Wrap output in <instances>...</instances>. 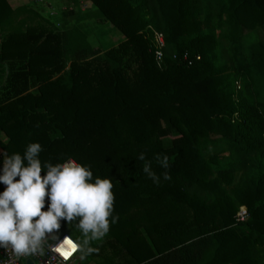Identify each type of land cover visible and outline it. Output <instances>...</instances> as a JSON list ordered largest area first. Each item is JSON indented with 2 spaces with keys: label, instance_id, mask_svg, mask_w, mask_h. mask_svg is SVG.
Masks as SVG:
<instances>
[{
  "label": "trees",
  "instance_id": "1",
  "mask_svg": "<svg viewBox=\"0 0 264 264\" xmlns=\"http://www.w3.org/2000/svg\"><path fill=\"white\" fill-rule=\"evenodd\" d=\"M90 1L125 36L104 53L0 0V21L27 13L0 45V175L4 153L38 142L42 168L74 159L111 179L119 219L92 243L113 239L126 264H264V0Z\"/></svg>",
  "mask_w": 264,
  "mask_h": 264
},
{
  "label": "clouds",
  "instance_id": "2",
  "mask_svg": "<svg viewBox=\"0 0 264 264\" xmlns=\"http://www.w3.org/2000/svg\"><path fill=\"white\" fill-rule=\"evenodd\" d=\"M42 151L37 142L29 144L23 155L4 153L0 183L7 187L0 194V247L11 248L16 257L42 256L47 249L64 261L77 252L83 260L98 253L99 249L92 247L91 242L108 233L109 217L113 224L119 219L112 215L115 199L112 180L97 177L90 182L93 177L90 167L72 159L56 165L45 162L42 168L39 159ZM155 158L162 168H169L167 155L157 154ZM137 159L144 160V153ZM42 169L47 170L43 176ZM143 172L154 183H160L161 176L152 171L150 163L145 164ZM162 177L171 179L168 171ZM46 197L50 199L47 211L43 210ZM61 219L75 223L83 239L74 240L72 234L59 239Z\"/></svg>",
  "mask_w": 264,
  "mask_h": 264
},
{
  "label": "rangeland",
  "instance_id": "3",
  "mask_svg": "<svg viewBox=\"0 0 264 264\" xmlns=\"http://www.w3.org/2000/svg\"><path fill=\"white\" fill-rule=\"evenodd\" d=\"M18 4L30 5L42 13L53 24L55 30L64 34L79 32L85 41L99 49L101 53L125 40L123 33L112 22L106 20L99 8L90 0H20ZM261 36L264 39L263 32ZM66 60L68 69L71 61L68 56ZM164 142L166 146H170L171 137ZM141 231L148 237L143 228ZM57 234L59 236V232ZM91 246L96 245L91 242ZM95 248L99 249L98 253L88 255L83 260L79 258L77 264H126V248L121 246L116 248L113 239L105 238Z\"/></svg>",
  "mask_w": 264,
  "mask_h": 264
},
{
  "label": "built area",
  "instance_id": "4",
  "mask_svg": "<svg viewBox=\"0 0 264 264\" xmlns=\"http://www.w3.org/2000/svg\"><path fill=\"white\" fill-rule=\"evenodd\" d=\"M151 36V42L154 49L155 57L159 65H161L164 57V48L166 47V39L163 32L154 29L149 26ZM187 59V56H185ZM73 160V159H72ZM4 166V163H3ZM6 185H2V190H6ZM0 190V194L3 191ZM248 217V210L245 206H242L238 212V220L243 221ZM68 234L59 236V239H63ZM56 241H51L55 243ZM79 252L73 254L67 261H64L58 254L51 251H45L44 255H35L32 257H16L11 248L8 250L0 247V264H73L75 258Z\"/></svg>",
  "mask_w": 264,
  "mask_h": 264
},
{
  "label": "crops",
  "instance_id": "5",
  "mask_svg": "<svg viewBox=\"0 0 264 264\" xmlns=\"http://www.w3.org/2000/svg\"><path fill=\"white\" fill-rule=\"evenodd\" d=\"M7 1L10 4V6L12 7V9H15L17 7H20L22 5H26L27 7H29L31 9L35 10L36 12H38L36 9H34L33 7H31L30 5H27V4H18L20 2V0H7ZM1 11H4L5 12V11H7V9L4 8L3 10H0V12ZM40 14L44 17V15L42 13H40ZM26 16H27V13L22 12L21 14L16 15L14 17V19H13L12 22H7V21H5L6 19H4L3 21H0V45H1L2 41H4L5 38L7 37V34L9 32H11V31H13L15 27L19 26L21 24V21ZM1 152H2V149L0 148V153ZM59 231H60V229H59ZM49 235H52V234H49ZM79 258H80V255L78 254L77 257L75 258L73 264H77L79 262Z\"/></svg>",
  "mask_w": 264,
  "mask_h": 264
}]
</instances>
